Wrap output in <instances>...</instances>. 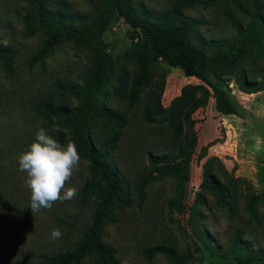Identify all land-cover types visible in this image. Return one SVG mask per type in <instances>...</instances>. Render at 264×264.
I'll return each instance as SVG.
<instances>
[{
    "label": "rangeland",
    "instance_id": "374dc122",
    "mask_svg": "<svg viewBox=\"0 0 264 264\" xmlns=\"http://www.w3.org/2000/svg\"><path fill=\"white\" fill-rule=\"evenodd\" d=\"M202 1L206 5L182 10L200 24L192 36L191 46L197 50L200 48L196 43L200 41L208 44L231 40L235 30L224 14L231 11L239 17L231 0ZM44 2L52 10L109 20L101 36V47L114 64V77L101 90L100 102L126 114L127 124L110 159L118 174L131 183L137 173L148 170V153L162 154L169 149L171 117H149L145 106L148 91L139 94L132 104L116 95L122 74H128L130 83L138 72V49L146 46V37L128 19L138 15L157 19L174 9L177 0ZM26 8L25 0H0V43L11 45L16 52L11 72L0 66V264H43L41 255L70 249L95 207L93 197L82 202L78 192L72 200L55 202L50 210L41 209L34 214L31 210V190L25 184L27 173L19 170L18 157L28 150L40 127H45L50 135L57 128L53 125L52 131L45 126L35 104L55 91L58 83L81 82L90 66L92 51L65 42L42 62L29 65L42 37H23L21 16ZM242 21L245 25L248 19ZM258 42L257 35L250 33L228 53L207 51L208 67L198 68L214 86L226 92L234 114L220 112L214 93L200 81L185 77L181 70L169 68L152 55L148 59L153 86L149 91L157 95L163 86V107L167 108L187 86H205L209 96L206 106L191 115L195 122L191 139L194 153L158 165V178L144 189L142 205L137 204L129 184L131 206L117 210L116 222L104 226L102 240L115 248L120 264H250L239 258L241 249H231L234 239L247 245L251 255L264 252V90L238 89L233 71L235 60L252 51ZM255 58L246 61L245 71L264 67V50ZM258 80L257 77L255 82ZM194 96L195 100L200 99L201 91H194ZM207 106L208 116L204 114ZM188 110L189 106L183 108L182 119ZM215 143L222 147L215 149L216 156H202V149ZM87 166L81 160L69 186L80 190L88 175ZM206 168L224 193L231 194V212L205 179ZM254 197L258 199L250 209L248 201ZM56 228L63 235L54 241L50 234ZM203 237L209 240L208 244ZM162 243L174 248L176 259L170 261L150 252ZM81 264L95 263L87 257ZM252 264H264V257Z\"/></svg>",
    "mask_w": 264,
    "mask_h": 264
},
{
    "label": "trees",
    "instance_id": "16d2710c",
    "mask_svg": "<svg viewBox=\"0 0 264 264\" xmlns=\"http://www.w3.org/2000/svg\"><path fill=\"white\" fill-rule=\"evenodd\" d=\"M25 1L27 8L21 16L23 37L30 38L36 35L42 37L40 46L28 61L29 65L42 62L65 42L92 51L90 66L81 82L58 83L55 91L35 104V111L45 126L48 129H52L53 125L57 127L52 134L55 139L62 145L69 141L77 145L81 160L88 164V175L79 190V196L82 202H87L91 197L95 199L91 219L81 231L76 243L70 249L41 255V261L43 264H81L83 259L91 257L95 264H120L115 248L102 240V230L104 226L116 222L117 210L131 206L129 184H132L137 204L142 205L145 198L144 189L158 178L155 175L156 167L188 158L194 153L195 145L191 139L195 122L191 115L197 109L204 108L208 102L209 94L205 86L214 93L220 112L235 113L226 92L214 86L199 71V66L208 67L205 53L207 51L215 54L228 53L243 37L255 33L259 38L257 46L235 60L233 71L238 89L264 90V67L246 71L243 69L247 60L255 61V57L264 50V0H231V5L239 17L231 11H226L224 15L235 30V36L224 42L211 41L203 44L200 41L196 43L200 50L191 46L192 36L196 34L200 24L186 16L182 10L206 5L202 0H177L174 9L167 10L157 19L151 20L140 15L128 19V23L138 28L146 37V46L143 50L138 49L140 52L138 72L130 83L128 74H122L119 78L121 88L116 95L132 104L139 94L148 91L145 106L149 117L153 119L164 118L166 115L171 117L168 124L169 149L162 154L148 153V170L137 173L131 183L118 174L110 159V154L117 148L121 131L127 124L126 114L100 102L101 90L114 77V64L101 47V36L109 25V20L102 16L92 20L88 16L71 14L63 9L52 10L45 5L44 0ZM124 1L129 3V0ZM97 19L98 22H95ZM244 19H248L245 25L242 23ZM151 55L160 59L169 68L179 69L185 77L196 79L205 86H187L167 108L163 107L161 104L163 86L159 87L157 95L149 91L153 87L152 76L147 67ZM15 57L16 52L11 45L3 46L0 43V66L4 70L12 71ZM257 77L259 80L255 82ZM188 89L190 91L187 92ZM196 90L201 91V98L198 100L194 99ZM187 106L189 110L182 119L183 108ZM204 177L218 193V200L231 212L229 201L231 194L224 193L215 177L207 172V168L204 169ZM175 196H178V191L175 192ZM257 199L254 197L248 201L250 209ZM203 241L206 244L209 242L205 237ZM166 245L159 244L150 252L164 255L170 261L176 259L174 248ZM230 247L241 249L242 255L239 258L250 264L257 263L264 257V252L251 255L248 246L238 239H234Z\"/></svg>",
    "mask_w": 264,
    "mask_h": 264
},
{
    "label": "clouds",
    "instance_id": "9594fccd",
    "mask_svg": "<svg viewBox=\"0 0 264 264\" xmlns=\"http://www.w3.org/2000/svg\"><path fill=\"white\" fill-rule=\"evenodd\" d=\"M81 156L75 142L62 145L45 127L36 132L27 151L18 157L19 170L27 173L26 186L31 190L30 207L34 213L50 210L57 201L74 199L77 186H69L74 171L79 170ZM59 228L53 229L50 239L62 238Z\"/></svg>",
    "mask_w": 264,
    "mask_h": 264
},
{
    "label": "crops",
    "instance_id": "0c3cea01",
    "mask_svg": "<svg viewBox=\"0 0 264 264\" xmlns=\"http://www.w3.org/2000/svg\"><path fill=\"white\" fill-rule=\"evenodd\" d=\"M208 109H209V107L207 106L206 107V109H205V115H207L208 116ZM221 143H215V144H213V145H210L208 148H205V149H202V151H204L203 152V154L204 155H202V156H208V154L207 153H212V155H215V149H217V148H222L221 147V145H220ZM218 146V147H217ZM209 155H211V154H209ZM216 156V155H215Z\"/></svg>",
    "mask_w": 264,
    "mask_h": 264
}]
</instances>
